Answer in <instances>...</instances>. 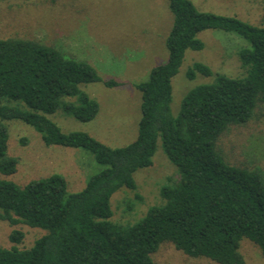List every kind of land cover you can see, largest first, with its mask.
<instances>
[{"label": "trees", "instance_id": "16d2710c", "mask_svg": "<svg viewBox=\"0 0 264 264\" xmlns=\"http://www.w3.org/2000/svg\"><path fill=\"white\" fill-rule=\"evenodd\" d=\"M168 6L173 14L165 39L168 58L133 85L141 93L137 136L118 148L86 132L63 133L46 116L62 108L89 122L99 107L80 85L113 88L119 82L102 80L91 65L40 42L0 39V173L11 175L17 166L7 155V128L1 123L6 120L29 125L45 146L85 150L101 166L77 193H68L57 174L23 187L0 178V221L47 232L20 249L16 245L23 233L12 230L9 240L15 245L0 248V264H154L151 255L164 242L216 264H246L239 252L243 238L264 257V176L256 169L227 164L216 150L218 138L230 126L247 123L258 105H264V26L200 12L190 0H168ZM210 29L235 33L248 42L249 48L239 52L246 75L219 74L212 83L194 87L173 117L172 78L187 50H202L198 35ZM197 74L210 77L212 71L196 63L186 78L193 80ZM66 97L77 102H64ZM158 140L178 169V181L160 189L164 204L149 208L136 224L111 222L112 195L122 187L136 189L133 175L152 165Z\"/></svg>", "mask_w": 264, "mask_h": 264}, {"label": "rangeland", "instance_id": "374dc122", "mask_svg": "<svg viewBox=\"0 0 264 264\" xmlns=\"http://www.w3.org/2000/svg\"><path fill=\"white\" fill-rule=\"evenodd\" d=\"M200 12L235 17L254 26H264V0H190ZM173 14L168 0H55L0 1V39L24 38L50 46L64 56L91 65L102 80H114L119 86L102 83L80 85V89L98 103V113L89 122H81L62 108L46 117L63 133L86 132L111 148L123 147L136 139L141 117V93L133 85L145 81L150 70L166 62L165 39L171 29ZM201 51L187 50L178 73L172 78L170 111L177 117L183 97L194 87L210 84L216 75L242 78L246 75L239 52L249 48L239 35L222 30H205L198 35ZM203 64L210 77L197 74L193 80L186 71L193 64ZM77 102L76 98H63ZM10 105L24 108L10 101ZM1 123L7 128V155L17 160L11 175L0 178L20 187L32 180L60 175L68 193L81 191L87 179L101 166L82 149L45 146L40 134L18 120ZM224 161L264 176V105L259 104L253 117L243 125L230 126L216 143ZM136 189L122 187L110 199L111 222L132 226L154 206L164 204L163 186H171L180 177L158 140L152 165L133 175ZM12 230L23 233L20 249L29 248L47 232L21 224L10 226L0 221V248L10 242ZM239 252L246 264H264L259 248L248 239L240 241ZM154 264H216L204 257H190L170 242L161 243L151 255Z\"/></svg>", "mask_w": 264, "mask_h": 264}]
</instances>
